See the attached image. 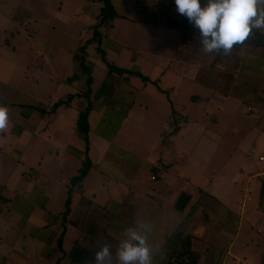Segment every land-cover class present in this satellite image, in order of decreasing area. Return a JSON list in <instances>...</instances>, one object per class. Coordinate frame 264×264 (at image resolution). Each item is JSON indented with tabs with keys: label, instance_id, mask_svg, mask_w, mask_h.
Wrapping results in <instances>:
<instances>
[{
	"label": "crops",
	"instance_id": "1",
	"mask_svg": "<svg viewBox=\"0 0 264 264\" xmlns=\"http://www.w3.org/2000/svg\"><path fill=\"white\" fill-rule=\"evenodd\" d=\"M83 2L76 14L89 15L93 23L69 39L88 43L92 37L84 40L83 33L99 23L102 6L95 0ZM54 3L0 0V106L8 108L9 116L8 128L0 133V264H95V252L105 245L110 246L109 264H119L120 241L127 238L128 228L140 223L150 229L152 264H186L185 250L198 257L196 264H264V155L259 154L256 165L243 149L249 140L254 155L264 153V103L253 108L243 100L246 113L255 115L257 131H195L194 116L177 117V111L186 114V105L178 103L180 86L168 76L183 74L172 63L186 44L200 39L199 32L177 13L174 0H113L115 16L98 27L110 26L114 34L102 51L106 57L114 54L110 65L130 73L105 74L112 83L105 90L91 89L85 141L76 129L78 107H83L78 103L85 106V101L53 109L52 95L42 109L41 99L26 92L25 83L10 86L19 70L24 76L19 68L26 59L27 66L36 64L37 86L45 73L42 60L46 69L52 67L53 76H68L69 69L52 52L56 42L43 31L47 26L55 33L56 27L39 20L42 11L71 25L70 16L59 19L63 5L56 9ZM21 11L31 12L29 18L35 11L31 32L18 20L16 12ZM134 29L149 33L147 38L157 35L156 45L165 49L174 46L163 53L168 64H137L142 56L128 45ZM99 34L102 43L103 32ZM231 53L238 61L232 70L238 87L242 92H247L242 85L255 88V100L264 101V48L241 46ZM86 62L93 78L94 65ZM107 87L110 94L100 92ZM207 87L215 107L228 101L238 104L237 111L243 107L242 99ZM82 92L68 91L58 102ZM188 97L194 108L208 101ZM153 103L163 108L162 120L149 112ZM65 110L77 113L76 118ZM212 120L219 123L215 116ZM234 136L242 137L237 145H232ZM223 142L230 148L227 155L218 151ZM233 154L240 160H231ZM86 161L89 171L75 181ZM175 233L189 239L187 249L175 247L182 255L177 262L170 244Z\"/></svg>",
	"mask_w": 264,
	"mask_h": 264
},
{
	"label": "rangeland",
	"instance_id": "2",
	"mask_svg": "<svg viewBox=\"0 0 264 264\" xmlns=\"http://www.w3.org/2000/svg\"><path fill=\"white\" fill-rule=\"evenodd\" d=\"M64 0H55V3L53 5L54 8L60 9L61 4ZM84 0H66L64 2L63 7L61 9V17L59 19L65 20L66 17L70 16L72 19V23L69 27H66V25L60 23L59 20H56L52 18V15H46L42 11H40V19L44 20L43 22H47L45 24H53L56 27V34L52 32V29L47 27L43 30L45 32V35L56 42L53 46H56V50L52 51L55 52V55L57 56L58 63L68 68V76L66 77H60L52 73V67L50 70L46 69L45 67L48 65L47 62H43L44 66L42 67L45 69V73L42 71L41 75L39 77L40 85L37 86L33 82V78L38 74L35 65L27 66L28 62L26 59L24 63H21V66L19 69H23L25 74L20 75L19 70L15 74L14 78L12 79V82L10 86H19L21 85L26 86V89L28 88V92L31 96H36L38 99H41V102L44 103V106L41 103V107H46L48 104V98L52 95H56L54 98L55 103H52L53 106H55L56 103H58V98L63 96V94H67L68 91L70 92L73 89L81 88L83 91L88 90V85L86 83L87 74L86 69L81 68V61L84 56L87 57V60H89L94 66V75L92 78V84L90 86V90L92 88H101L105 90V85H109V83L112 81L111 78H106L105 74L107 71V66L109 62L114 60V54L110 52L108 57H106L102 51V48L105 47V43L107 42V39L112 38L113 39V30L111 31V28H109L107 25L104 26L100 31L102 34L103 32V42L101 41L99 43L95 44H88L84 42H73L71 39H69L70 36H73V38H78L80 33V28L83 31L84 26H87L88 24H91L90 16L86 15L84 13L76 14V7L82 5ZM39 12V11H38ZM30 13V15H28ZM18 20H21L24 22L25 26L24 29L27 31H32L34 17H35V11L32 14V18H29L31 16V12H23L17 13ZM37 15V14H36ZM64 22V21H61ZM93 23V22H92ZM83 26V27H82ZM14 27H16L14 25ZM96 28H91L87 33L84 31L83 38L84 40H89L88 38L93 37L92 31H94ZM23 31V29H20ZM98 31V32H99ZM13 32V31H12ZM134 37L132 40H128V45L135 47L134 52L136 54L142 56L139 58L137 64L141 65L142 67H150V64L153 62H157L160 65L168 64V60H165L163 57V53L166 52H172V49L174 48L173 45H166L167 49L163 45L158 46L156 45L159 41L157 39V35H153L151 38H147L148 36H151L149 33L145 34L141 30L134 29L131 31ZM17 36V35H16ZM138 39H140L144 44L136 42ZM91 40V39H90ZM58 41V43H57ZM126 41V40H125ZM132 41V42H131ZM27 46V45H25ZM202 43L201 38L198 41H194L193 43H189L185 45L183 52H178V61L177 63L173 62L172 66L174 70L179 71L181 76L178 78H175V76H168L169 79H173L175 84H178L180 86L179 92H178V103H183L186 105V114L182 113L181 111H177L178 115L177 117H181L182 115L189 114L190 116H194L195 118V131H257L255 130V124L256 119L254 118V113H246V103L253 106V108H256V104L259 102H263L262 98L260 100H255L257 90L254 88H251L249 86H245L242 84L243 88L247 89V92H242V89L238 87L237 78H232V70H233V64L238 61H234V56L230 52L228 55H224L222 53L218 54L215 52L212 53H204L202 51ZM232 51V50H231ZM25 53V50L22 52ZM123 53L128 52L124 50ZM125 54V55H126ZM47 56L49 53L46 54ZM78 59H75L77 58ZM106 57V58H105ZM145 57V59H144ZM149 57V60L147 58ZM156 57V58H153ZM36 58H34L33 61H35ZM49 60V57L46 61ZM85 59V62L87 61ZM87 63V62H86ZM88 64V63H87ZM86 64V66H87ZM56 68L58 67L57 63L55 62ZM171 67V65H170ZM151 68L152 64H151ZM58 70V69H56ZM149 70L146 69L145 72H148ZM81 73V74H80ZM23 80V83H22ZM178 80V82H177ZM82 81V82H81ZM141 81V80H140ZM139 81V82H140ZM135 81L134 83H139ZM142 82V81H141ZM112 83V82H111ZM110 83V84H111ZM143 83V82H142ZM216 88L217 91H219L222 94H230V96H233L234 98L242 99L239 100V104L243 105V107H239L238 111L237 109V103L236 102H227L226 104L217 103V107H215L214 102L209 99V96L211 94L209 87ZM25 89V90H26ZM104 92L106 95L110 94V91L108 90V87L106 91H100ZM104 93H100L99 95H102ZM104 94V98L105 95ZM198 95L200 97L207 98L208 101L201 102L199 105H197L195 108L191 107L190 104L193 103L189 101L190 95ZM259 94V93H258ZM158 97H160V94H157ZM58 97V98H57ZM65 100V99H64ZM62 100V101H64ZM244 100V103H243ZM57 101V102H56ZM232 101V100H231ZM159 104H152L150 105V113L152 112L153 117H159L162 120V116L164 114V111L161 107L159 110ZM43 109V108H42ZM255 112V111H254ZM64 113H67L66 115H74L76 118L77 113L74 111H66ZM61 115V114H59ZM217 117L219 119V123L215 124L212 120L213 117ZM68 119V118H67ZM190 125V124H189ZM193 126V125H191ZM190 126V127H191ZM77 129V128H76ZM189 129V128H188ZM187 130V129H186ZM78 131V130H77ZM225 138V136H224ZM242 137L240 136H234V142L232 145H237ZM251 138V137H250ZM224 141V140H223ZM223 142V144L220 146L218 151L223 154H229L230 148L226 146ZM230 145V147L232 146ZM245 151L248 150V153L250 154V159H253L254 163L258 165V157L259 154L264 153H256L254 155L251 152L252 149V143L248 140L246 144H243ZM234 155V154H233ZM237 155V154H236ZM216 158L220 157H214ZM231 160H240L239 158H236L235 155L232 156Z\"/></svg>",
	"mask_w": 264,
	"mask_h": 264
},
{
	"label": "clouds",
	"instance_id": "3",
	"mask_svg": "<svg viewBox=\"0 0 264 264\" xmlns=\"http://www.w3.org/2000/svg\"><path fill=\"white\" fill-rule=\"evenodd\" d=\"M176 11L199 32L204 53L228 55L243 44L253 30H264V0H174ZM9 125L8 108L0 106V133ZM149 227L143 223L126 230L117 250L119 264H152L147 242ZM95 264H109L110 246L95 252Z\"/></svg>",
	"mask_w": 264,
	"mask_h": 264
},
{
	"label": "trees",
	"instance_id": "4",
	"mask_svg": "<svg viewBox=\"0 0 264 264\" xmlns=\"http://www.w3.org/2000/svg\"><path fill=\"white\" fill-rule=\"evenodd\" d=\"M97 3H99L102 7L99 9V13H100V18H99V23L96 25V29L93 32V37L92 39L89 41L90 43L92 42H96L99 43L100 39H99V32H98V27L101 26L104 22H107L108 20L112 19L115 16L113 7H112V1L113 0H95ZM88 42V43H89ZM241 46H251L252 48H264V33L260 34L257 31L253 30V33L249 36L248 39H246V41L243 44H238V45H234L232 50H237L239 49ZM75 59H78L75 58ZM86 59V57H85ZM84 56L82 58L81 63V68L86 69V74H87V79H86V83L88 85V87L90 88L91 84H92V77L90 74V66H86V62H85ZM107 74L110 76L112 74H118V75H124V74H129V71H126L124 69H119L117 67H115L114 65H110L108 64L107 66ZM136 76H138L139 78H141L144 82L148 81V78L141 75L140 73L136 72L134 73ZM88 88L87 91L82 92V93H78L75 95H70L68 97L65 98L64 101H59L58 103L55 104V106H53V109L64 105V106H70L72 105V103H76L78 102V100H83L85 101V106H84V102H79L78 104H82L83 107H78V119L76 122V128L77 130L82 134L83 138L85 141H87V133H88V112H89V105L91 102V90ZM90 162L86 161L83 165V167L80 169L78 176L74 179L75 181H80L84 178V176L87 174V172L90 169ZM188 243H189V239L185 238V237H181L179 234H174V236L170 239V244L172 246V253L171 256L174 258L175 262L178 261V258L181 257L182 255H180V253L175 249V247L177 246H181L182 249H187L188 248ZM184 256L187 257L188 262L186 264H196L197 263V259L198 257L192 253H190V251L185 250L184 252Z\"/></svg>",
	"mask_w": 264,
	"mask_h": 264
}]
</instances>
